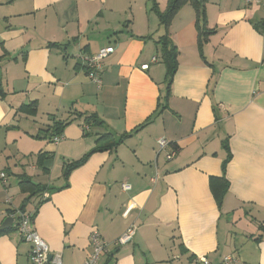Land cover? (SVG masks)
Here are the masks:
<instances>
[{
  "label": "crops",
  "instance_id": "0c3cea01",
  "mask_svg": "<svg viewBox=\"0 0 264 264\" xmlns=\"http://www.w3.org/2000/svg\"><path fill=\"white\" fill-rule=\"evenodd\" d=\"M167 5L0 0V167L18 186L22 175L47 186L49 196L38 205L42 195L28 199L19 186L20 203L0 209V223L24 203L36 210L35 228L64 264L85 261L93 229L110 243L99 264L219 263L225 256L232 264H264V9L207 0L200 46L195 7L182 6L166 28L155 7ZM167 33L179 55L165 101L166 66L156 41ZM107 46L115 50L97 85L80 56ZM33 101L37 112H25ZM82 113L99 122L83 123ZM72 118L60 142L46 136L54 120ZM107 132L126 136L66 178L65 164ZM161 138L170 141L167 150L178 148L169 161L159 151ZM27 153L33 164L9 163ZM229 153V188L219 205L210 183L223 174ZM11 187L9 181L3 190ZM132 225L133 240L116 246ZM30 248L16 230L1 234L0 264H30Z\"/></svg>",
  "mask_w": 264,
  "mask_h": 264
},
{
  "label": "trees",
  "instance_id": "16d2710c",
  "mask_svg": "<svg viewBox=\"0 0 264 264\" xmlns=\"http://www.w3.org/2000/svg\"><path fill=\"white\" fill-rule=\"evenodd\" d=\"M206 1L207 0H168V5L164 11H160L159 9H157V7H155V9L158 12L160 22L167 28L182 6H184L185 4H188V3L192 4L197 11V26L199 29V42H200V46H201L205 40L204 36H205V34H207L205 32V29H204L205 24H206V17H205ZM156 42L158 45H160L161 60L166 66V94H165L164 98H165V101H167L169 96H170L173 80H174L175 74H176L177 69H178L179 50H178L176 44L169 38L168 33L159 37V39ZM0 92L2 93V90H0ZM161 106L166 107L167 104L165 102L164 103L159 102L158 107H161ZM22 108L25 112L30 113V114H34L37 112V105H36V102H34V101L31 102V104L23 105ZM80 116H84L82 122L85 124H88L89 126L91 124H94L95 122H99L98 121L99 119L95 113H91L90 115L82 113V114H80ZM80 116H77L76 118H79ZM76 118H72V119H68V120H61V119L54 120L53 126L49 127L46 130V132H47L46 136L47 137L50 136L51 138H53L55 135L61 136L65 127L69 123H71L72 121L76 120ZM152 119H153V116L150 117L146 121V123L150 122ZM142 126H144V125H141V127ZM125 136L126 135L124 134V135H121L118 137L113 132L103 133L96 140L95 147H93L91 150H89L87 153H85L80 158L73 160V161H70V162H67L65 164V166H64L65 177L68 178L70 173L74 169H76L77 167L83 165L93 153H95L97 151L108 150V149H111L112 147L117 146L118 144H120L124 140ZM224 145H226V147H227V143H224ZM174 148L178 149L176 146H174ZM230 159H231V153H229V157L223 163V174L220 177H212L211 178L210 186H211V189H212V191L215 195V198H216L219 205L222 204V199H223L225 193L227 192V190L229 188V182L226 178V167H227V163L229 162ZM19 186L23 192L28 193V195H29L27 197L28 199H30L34 196L43 195L44 192H48L47 186H43L41 184L34 183L31 180V177H29L28 175H22L21 176L20 181H19ZM67 186H68V184H66L62 188L67 187ZM48 197H46V198H48ZM27 198H26V201L28 200ZM45 199H41V201L38 203V205L40 203H42ZM18 210L25 211L26 210L25 203L21 206V208L9 209L8 215L13 216L16 213V211H18ZM35 214H36V210L34 211V216H35ZM12 230L17 231V226L13 224L12 227H10L6 230L0 231V235L4 234L6 232L12 231Z\"/></svg>",
  "mask_w": 264,
  "mask_h": 264
},
{
  "label": "built area",
  "instance_id": "2783aa9c",
  "mask_svg": "<svg viewBox=\"0 0 264 264\" xmlns=\"http://www.w3.org/2000/svg\"><path fill=\"white\" fill-rule=\"evenodd\" d=\"M247 5H257L264 9V0H245ZM114 46H107L100 49L95 54H82L80 56L82 60V65L85 67L88 76L90 79L97 85H101L102 77L101 74L104 71V59L108 57L111 53L114 52ZM158 58L154 57L153 61H156ZM149 65H143V68H148ZM85 129H88V125L85 126ZM53 140L58 143L61 141V136L55 135ZM171 145L170 141L166 138H161L158 140L159 151L166 150L165 158L166 160L173 159L178 149L171 147L167 150V147ZM0 179H2L5 187L8 186L7 175L5 172L0 173ZM155 181V179H154ZM124 189H129L130 185L127 183L122 184ZM7 191V190H6ZM48 197V193L44 192L41 196V199ZM11 197L7 198L9 202ZM14 225L17 226V231L20 233L22 238L30 243L31 248L29 250V260L30 264H64L62 254L60 252L51 251L48 243L45 239L39 234L34 225V212L31 211H16L13 215ZM136 228L134 225L128 228V230L115 241L116 246H121L131 242L134 238ZM110 243L103 238L98 229H93L90 234V247L91 251L88 257L82 264H99L102 258V255L109 250ZM234 258L232 256H225L223 260L219 263H212L207 258L202 259V264H232Z\"/></svg>",
  "mask_w": 264,
  "mask_h": 264
},
{
  "label": "rangeland",
  "instance_id": "374dc122",
  "mask_svg": "<svg viewBox=\"0 0 264 264\" xmlns=\"http://www.w3.org/2000/svg\"><path fill=\"white\" fill-rule=\"evenodd\" d=\"M8 158L11 159L9 163L12 165V167L13 166L16 167L19 164L18 162H20L21 164L23 162H27V163H31V164H33V162H35V160H34L35 155L34 154H30V153H27V156H25V157L11 155ZM6 165H7V162H6ZM1 172H5L6 173V175H7V183L9 181H12L11 189H9L8 193H5V191L3 190V188H4L3 181H2V179H0V209H5L6 206H9V205L12 206V203L19 204L20 200H21V198L23 196H22V192L19 189L17 178L14 177V175H12V174L8 175L9 171L8 170L6 171L5 169H3V167L2 168L0 167V173ZM9 176H12L13 179L9 180L8 179ZM8 197H11V200L9 202L7 201Z\"/></svg>",
  "mask_w": 264,
  "mask_h": 264
},
{
  "label": "water",
  "instance_id": "95a60500",
  "mask_svg": "<svg viewBox=\"0 0 264 264\" xmlns=\"http://www.w3.org/2000/svg\"><path fill=\"white\" fill-rule=\"evenodd\" d=\"M14 217L12 215L6 216L3 221L0 223V231L6 230L13 226Z\"/></svg>",
  "mask_w": 264,
  "mask_h": 264
}]
</instances>
